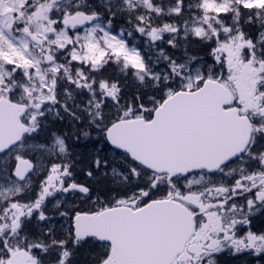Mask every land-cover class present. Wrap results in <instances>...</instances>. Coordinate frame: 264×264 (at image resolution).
<instances>
[{"label":"snow or ice","instance_id":"6c2138e0","mask_svg":"<svg viewBox=\"0 0 264 264\" xmlns=\"http://www.w3.org/2000/svg\"><path fill=\"white\" fill-rule=\"evenodd\" d=\"M0 264H264V0H0Z\"/></svg>","mask_w":264,"mask_h":264}]
</instances>
